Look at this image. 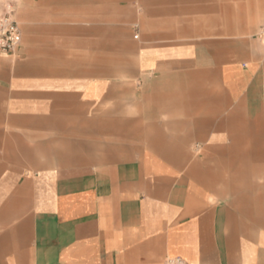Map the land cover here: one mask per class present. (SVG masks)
Returning a JSON list of instances; mask_svg holds the SVG:
<instances>
[{"label":"crops","instance_id":"crops-1","mask_svg":"<svg viewBox=\"0 0 264 264\" xmlns=\"http://www.w3.org/2000/svg\"><path fill=\"white\" fill-rule=\"evenodd\" d=\"M24 1L20 47L0 53V264H264L240 189L264 164V0H136L156 38L216 36L144 41L120 78L112 23L131 0H74L72 25Z\"/></svg>","mask_w":264,"mask_h":264},{"label":"rangeland","instance_id":"rangeland-1","mask_svg":"<svg viewBox=\"0 0 264 264\" xmlns=\"http://www.w3.org/2000/svg\"><path fill=\"white\" fill-rule=\"evenodd\" d=\"M78 2V1H76ZM11 5L13 9V19L18 23L21 32H23L24 25V13H25V1L24 0H0V14L4 12L6 5ZM39 2V8L42 6ZM41 5V6H40ZM43 7L49 11V15L57 21H51L54 24H69L72 25L73 21V9H78V4H75L74 0H45L43 2ZM127 7H123L124 13L121 17L123 21L113 22L114 27L113 38H112V75L114 78H120L126 76L129 72H132V68L135 65L136 60L135 48L141 45L144 41L149 44L158 43H180V44H191L195 42H200L216 36V25L217 23H201L194 22L192 27H197L196 31H190L188 36H178L172 39H159L154 37L152 34L158 33V28L153 26V18L146 17L142 18L143 7L138 1L131 0ZM229 10V12H228ZM128 17V18H127ZM229 18V20H228ZM233 16L232 7H226V19L219 28L224 29L226 35L232 32L233 26ZM127 20V21H126ZM64 22V23H63ZM178 25L177 27H179ZM127 33V34H126ZM144 34L147 39L144 38ZM193 34V35H191ZM151 35V36H150ZM233 38H226V40H232ZM23 43V35H22ZM263 45L264 43L261 42ZM109 56V55H107ZM100 54L97 55V65H101ZM92 72V71H91ZM97 75L103 74V71L98 70ZM246 135H242L245 137ZM260 152V151H257ZM194 157L200 156L202 153L200 150H193ZM259 161V160H258ZM262 165H242L246 172L241 178V188L242 190H250L251 193H241L242 197H245L247 201L249 200L252 210L255 209V215L257 219H260L264 224V176L257 174V167ZM228 175V174H227Z\"/></svg>","mask_w":264,"mask_h":264},{"label":"built area","instance_id":"built-area-1","mask_svg":"<svg viewBox=\"0 0 264 264\" xmlns=\"http://www.w3.org/2000/svg\"><path fill=\"white\" fill-rule=\"evenodd\" d=\"M11 5H6L0 14V53H15L21 44V32L18 23L13 19ZM256 39L264 43V24L260 27ZM165 264H185L180 258H169Z\"/></svg>","mask_w":264,"mask_h":264}]
</instances>
